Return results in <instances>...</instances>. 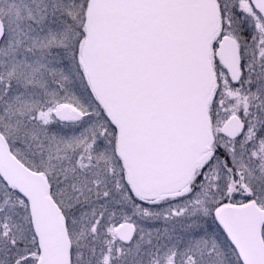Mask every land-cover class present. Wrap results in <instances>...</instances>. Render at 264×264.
Returning <instances> with one entry per match:
<instances>
[{"label":"snow or ice","instance_id":"obj_1","mask_svg":"<svg viewBox=\"0 0 264 264\" xmlns=\"http://www.w3.org/2000/svg\"><path fill=\"white\" fill-rule=\"evenodd\" d=\"M0 264H264V0H0Z\"/></svg>","mask_w":264,"mask_h":264}]
</instances>
